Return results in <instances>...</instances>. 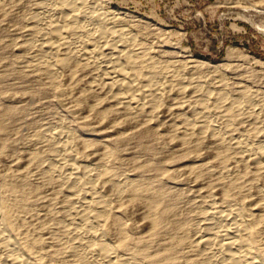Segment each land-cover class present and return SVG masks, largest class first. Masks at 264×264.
I'll return each mask as SVG.
<instances>
[{"label":"rangeland","instance_id":"374dc122","mask_svg":"<svg viewBox=\"0 0 264 264\" xmlns=\"http://www.w3.org/2000/svg\"><path fill=\"white\" fill-rule=\"evenodd\" d=\"M48 3L0 0V229L16 255L82 264L62 232L74 200L49 174L51 130L94 174L95 197L113 199L96 245L114 264H210L200 237L223 221L264 264V0L83 3L90 19L75 26L91 29L94 51L116 49L138 105L94 86L100 56L42 63L33 46Z\"/></svg>","mask_w":264,"mask_h":264},{"label":"bare ground","instance_id":"6f19581e","mask_svg":"<svg viewBox=\"0 0 264 264\" xmlns=\"http://www.w3.org/2000/svg\"><path fill=\"white\" fill-rule=\"evenodd\" d=\"M86 1L87 0H48L49 3L44 5L43 9L41 7V17L36 21L39 32L37 43L33 46V50L42 54V63L45 65L55 60L54 55L57 51L64 52L71 60L74 59V61L82 63L89 62L93 56H100L103 66L101 73H98L100 75L98 76L99 78L95 80L94 86L100 85L107 90L116 91L117 98L122 104L138 105L141 102L142 104L146 103L144 102L145 98L140 99L135 96L130 92L129 88L123 84L125 77L119 71L117 63L118 57L115 56L118 54L116 49L110 50L106 43L99 42L97 50L94 51V46H92L93 38L90 32L91 29L75 26V22H78L79 19L83 22L90 19L88 17L89 15H82V13H80V6ZM78 17L80 18L77 19ZM69 27L73 34L79 35V38H77L76 41L73 39L71 43H67L63 36L64 32L68 30ZM71 39L72 38L69 40ZM89 84L91 85V83ZM196 124H203L204 128H211L212 131L217 130V127H214L203 117L197 120ZM49 133V139L57 150L55 156L51 159L52 165L50 164L51 162L49 163V165H51V167L49 166V174L51 176L63 178V180L67 178L66 183L68 188L66 187V193L74 200L72 203L73 206H70L71 208L68 213L69 224L67 222V225L63 223L65 226L62 228V232L70 245L76 249V256L81 258L82 264H114L113 254L104 247L96 245L99 237V233L97 232L98 227L106 220L113 199L110 197L105 198L104 196L99 198L95 197L96 189L93 186L95 180L94 174L92 172L81 171L73 166V164H70L66 159L68 157L65 153L68 147L65 144L63 136L56 131L50 130ZM245 149L246 147L243 148L241 153L245 154ZM256 153L257 152H255V154ZM258 154L259 153H257V155ZM255 157L256 156H254V158ZM71 201L72 200H70V202ZM236 231L231 221L230 223L225 221L219 222L214 225L211 230L203 231L204 233L201 235L200 239L204 250L201 249V251L203 250L207 254L205 257H208L210 264H257L251 256L244 252V245L236 241ZM0 264H25L21 261L19 256L16 255L13 246L1 232V229Z\"/></svg>","mask_w":264,"mask_h":264}]
</instances>
